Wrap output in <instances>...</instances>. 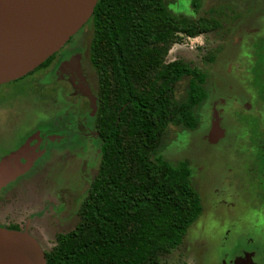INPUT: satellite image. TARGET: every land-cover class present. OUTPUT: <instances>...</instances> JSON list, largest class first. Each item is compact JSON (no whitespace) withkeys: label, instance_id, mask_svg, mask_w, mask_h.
<instances>
[{"label":"trees","instance_id":"trees-1","mask_svg":"<svg viewBox=\"0 0 264 264\" xmlns=\"http://www.w3.org/2000/svg\"><path fill=\"white\" fill-rule=\"evenodd\" d=\"M191 3L201 7V0ZM88 24L89 59L98 78L97 173L80 202L76 227L58 234L55 246L45 250L47 264H159L204 210L190 164L171 163L159 149L169 126L198 127L208 74L181 59L168 62L167 56L179 35L194 38L220 24L176 16L166 0H98ZM262 53L256 64L238 52L236 60L245 59L249 68L253 62L264 81ZM50 60L12 83L41 72ZM184 80L179 101L176 89ZM31 82L36 97L40 78ZM18 94L12 95L28 101ZM36 124L44 130L41 121Z\"/></svg>","mask_w":264,"mask_h":264},{"label":"rangeland","instance_id":"rangeland-1","mask_svg":"<svg viewBox=\"0 0 264 264\" xmlns=\"http://www.w3.org/2000/svg\"><path fill=\"white\" fill-rule=\"evenodd\" d=\"M166 5L176 16L194 20L212 18L220 25L217 30L194 38L179 35L167 56L168 62L181 59L208 74V99L199 110L198 127L190 131L169 126L159 149V154L171 163L186 161L190 164L192 180L202 198L204 210L182 244L162 257L159 264H229L235 254L240 256L234 257L232 264H239L246 256L254 263V254L242 253L244 250L261 251L264 247V105L258 104L259 100L264 102V81L253 71V62L249 68L244 64L245 59L236 60V54L241 53L244 57L245 53L253 59V48L258 55L264 52V39L257 40L253 46L251 38L244 34L253 28L256 2L201 0L199 9L193 7L191 0H166ZM255 17L259 28H264V16ZM87 24L62 51L86 52V57L89 56L93 32L91 25ZM240 37L244 46L235 48L233 42ZM230 68L233 70L231 76L227 75ZM40 73L38 71L1 88L0 136H9L13 131L25 128H18L17 124L24 121L22 114L27 107L33 105L44 110L54 105L56 94L51 88L40 87L38 95L48 96L45 100H38V95L34 97L31 81ZM86 78L88 83H93L92 90L96 93L97 76L91 79L86 73ZM186 83L184 80L177 86L179 101L185 96ZM243 91L245 96H239ZM14 92H22L18 95L29 103L34 101L33 104L23 108L25 102L16 95L14 97ZM222 98H228L230 103L219 118L223 137L214 143L208 134L214 102L219 103ZM245 104L261 113L246 111ZM39 112L36 110L33 122L25 128L32 136L0 159L2 163L33 137L31 143L36 156L30 166L0 189L21 179L0 198V226L18 224L24 229L30 223V231L41 235L42 247L48 250L55 246L57 233H67L76 227L80 202L97 173V167L94 171L72 167L63 165L59 159L42 164L46 152L60 147L61 142L46 133L48 129H57V123L50 122L51 118L46 120L49 115L44 111ZM40 121L43 131L36 124ZM51 139H56L55 143ZM9 148L4 144L2 153ZM21 162L26 163V160ZM258 260L264 264V258Z\"/></svg>","mask_w":264,"mask_h":264},{"label":"water","instance_id":"water-1","mask_svg":"<svg viewBox=\"0 0 264 264\" xmlns=\"http://www.w3.org/2000/svg\"><path fill=\"white\" fill-rule=\"evenodd\" d=\"M97 3L0 0V87L24 78L58 53L89 22ZM223 134L214 112L208 138L215 143ZM32 141L33 137L5 159L7 163H0V189L28 169L36 156ZM244 258L239 264L249 263ZM0 264H47V260L45 250L28 231L0 227Z\"/></svg>","mask_w":264,"mask_h":264},{"label":"flooded vegetation","instance_id":"flooded-vegetation-1","mask_svg":"<svg viewBox=\"0 0 264 264\" xmlns=\"http://www.w3.org/2000/svg\"><path fill=\"white\" fill-rule=\"evenodd\" d=\"M255 2L257 5L255 16H259L261 14L264 16V0H255ZM255 16L253 17V28L244 33L246 37L251 38L253 46L257 40L264 39V28H259L255 21ZM233 44L236 45L235 48L244 46L242 37L236 38ZM63 48L52 56V60H50L49 63L41 70V73L38 77L40 78V82L42 86L45 87V89L51 88V90L56 94L55 106H50L49 108H45L43 110L40 108H35L33 105L32 107H27L28 105L33 104L34 101H30V103L29 101L25 102L23 108L27 107V109H25L22 114V119H24V121L22 123L20 122V124H17V126L19 128L21 126L26 127L30 125L35 118L36 110H40L39 113L44 111L45 114L49 115L46 120L51 118L50 122L57 123V129H48L46 133L49 134L50 138L55 136L57 139H60L61 144L59 145L60 147L51 148L48 152H46L45 158L42 159V164L49 162V160L56 161V159H59L63 165H70L72 167L75 166L78 168L84 167L94 171L96 169L100 153L99 131L95 124L99 107V95L98 87L97 92L95 93L92 90L93 83L91 84L87 82L86 73L88 76L90 75L91 79L94 76H97V74L90 63L89 56L86 57V52H66L62 51ZM251 51L253 52V59L252 56L248 54H245L244 58H251V60L256 64L259 59L258 52L254 48ZM90 70L94 71V73H91ZM231 74L233 75L232 68H230L227 72V75ZM244 92L245 91L240 93L239 96H245ZM15 94L17 95L18 92H15ZM229 103L230 100L228 98L221 100L219 103L216 101L214 102L213 110L214 112L220 114H218L219 118ZM254 103L256 105L255 101ZM258 104L264 105V102L259 100ZM249 106L251 105L245 104L244 109L248 112L252 110L256 111L255 108L250 109ZM256 112H258V114L261 113L260 111ZM48 124L49 123H46V125ZM26 130L27 129L25 128L22 130L18 129L13 131L12 135L0 136V159L11 151L15 150L19 145L24 143L28 137H30L31 134H28ZM55 141L56 139H51L52 143H55ZM4 144L10 146V148L8 151L2 153V146ZM19 180L21 179H18L15 181L16 183H11L5 189H2L0 191V198L5 192L13 189L14 187L12 188V186L16 185ZM0 227L28 231L42 246L43 241L41 235L39 233L33 234L30 231V223H28L24 229L18 224H10L9 226L1 225ZM58 234L60 233H57V235ZM254 251L255 250H244L242 255L254 254V263L250 262L249 258L248 264H261L258 259L264 258V247H261V251H255V253H253ZM236 256L240 255L235 254L229 261V264H232V261Z\"/></svg>","mask_w":264,"mask_h":264}]
</instances>
